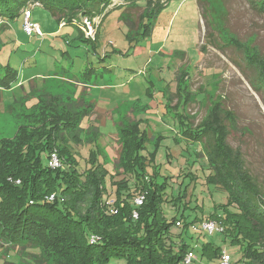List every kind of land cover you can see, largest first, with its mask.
I'll list each match as a JSON object with an SVG mask.
<instances>
[{
	"label": "trees",
	"instance_id": "1",
	"mask_svg": "<svg viewBox=\"0 0 264 264\" xmlns=\"http://www.w3.org/2000/svg\"><path fill=\"white\" fill-rule=\"evenodd\" d=\"M110 1L0 0V15L13 14L27 3L30 8L36 2L60 15L59 20L79 29L84 18L99 16ZM262 1L258 9L263 12ZM123 2L126 12L120 19L127 24L128 37L132 40L140 34H150L152 22L165 4H159L160 0L155 4L153 0ZM199 2L207 27L214 30L218 25L215 9L205 12L206 0ZM137 9L141 12L135 22L129 10ZM136 32L139 34L133 38ZM221 35L219 30L220 40ZM208 36L213 44H218L210 33ZM81 39L92 42L84 36ZM233 42L239 45L235 39ZM256 64L262 78L252 85L259 88L264 81V67L258 61ZM4 70L0 85L8 87L15 75L8 67ZM187 76L188 70L182 71L178 78L175 114L180 120L182 135L200 143L196 155L205 157L209 170L205 185L207 189L213 187L226 194L223 203L215 205L206 217H199L196 210L202 211V208L193 205L191 200L185 202L188 187L196 183V176L190 170L182 173L178 194L168 195L173 177L160 174L155 164L157 147L146 152L148 133L141 129V120L127 115L128 108L116 128L120 152L113 162L112 173L107 168L110 157L97 145L100 132L92 121L88 124L94 105L75 99L73 94L62 100L60 96L42 93L27 110L33 112L38 107L36 115L28 114L32 121L19 126L13 137L0 138V253L2 245L9 244L16 249L23 246L25 253L32 257L44 252L53 255L56 257L53 264H112V261L184 264L185 255L193 251L186 240V235L192 238L188 231L195 232L196 222L211 220L220 223L225 236L239 246L242 261L238 264H264V193L244 168L241 154L227 143L225 122L230 118L229 113L222 115L216 105L197 126L183 113L190 101L184 87ZM139 107L134 108V114L139 112ZM84 118L88 119L86 127H82ZM88 144L90 156L81 168L75 149ZM53 152L61 162L57 169L48 166ZM119 176L122 177L116 179ZM186 181L188 185L183 189ZM139 197L142 203L137 206L134 200ZM163 203L175 210L176 215L166 217ZM186 210L193 211L194 216L185 215ZM173 227L180 228V232L173 233ZM91 238H95L93 243ZM13 247H7L6 251L14 250ZM31 247L37 252L27 251ZM201 252L220 257V247L210 242L201 245ZM17 261L4 262L17 264Z\"/></svg>",
	"mask_w": 264,
	"mask_h": 264
},
{
	"label": "rangeland",
	"instance_id": "2",
	"mask_svg": "<svg viewBox=\"0 0 264 264\" xmlns=\"http://www.w3.org/2000/svg\"><path fill=\"white\" fill-rule=\"evenodd\" d=\"M156 1L153 0L154 4ZM164 2L152 22L150 34H140L134 40L128 37L127 24L120 19L124 12L123 0L113 3L110 1L105 6L100 18L96 20L95 33L88 38L92 42L81 39L85 35L80 33L77 26L64 23L59 20L60 15L36 2L31 3L30 8L27 3L19 11H13V14L0 15V75L4 74L5 68H11L14 72L17 71L19 82L17 89H11V93L10 90H0V114L3 115L6 108L5 101H18L32 87L39 89L47 73H52L55 77L50 82L45 80L42 91L29 93L30 97H26L23 102L19 100L12 113L4 115L5 118L0 122V138L13 137L19 126L32 121L28 114L36 115L38 107L33 112L27 110L31 104H35L36 97L40 94L60 96L62 100L73 94L75 85L65 81L69 77L62 79V74L57 73L61 69H65L70 75L77 74L85 78L88 76L86 69L96 67L90 70L93 71L91 80L96 85L87 88L76 86L75 99L84 96V99H88L87 102L89 99L94 100L96 107L100 108L97 109L98 112L110 109L114 111L112 115L107 113L90 117V121L100 132L97 145L110 157L107 168H113L112 160L120 152L114 125L117 109L124 114L130 106L127 115L131 113L130 116H133L136 106H147L146 112L138 120L148 123L150 137L156 129L162 138L161 146L155 152V164L161 175L173 177L167 194H178L179 184H182L181 175L190 170L196 176V183L188 187L185 202L187 199L191 200L193 205L202 208V211L196 210L199 211L198 216L206 217L214 211L215 205L225 201L226 194L219 193L213 187L207 189L204 182L209 174L207 162L204 156L196 155L201 145L185 138L181 133L180 120L174 109L178 78L182 71L188 70L184 87L190 101L181 109L183 108V113L191 119L194 126L206 119L216 105L222 115L229 113L230 118L225 122L227 143L241 154L244 168L264 193V81L259 88L252 85L262 78L256 62L264 67V11L258 9L263 1L206 0L203 3L205 12L208 9L216 11L214 18H217L218 25H215L214 30L207 27L199 0H160L159 4ZM26 8L30 11L29 22L36 25L40 35L30 36L24 31L23 11ZM140 12L141 9L129 10L135 22ZM219 30L221 40L218 39ZM137 32L133 38L139 34ZM209 33L218 44H213L211 38H206ZM234 39L239 45L233 42ZM107 66L109 70L104 72ZM81 69L84 74L79 72ZM102 75L104 81L101 79ZM117 83L122 84L112 89L109 87ZM171 96L174 97L173 100ZM105 97L106 100L102 99ZM87 120L83 119L82 127H86ZM144 122L141 124L145 125ZM170 136L174 147L166 150V142ZM150 144H147L146 152L154 150ZM90 150L89 144L76 147L81 168L89 159ZM165 153H169V156L166 157ZM119 178L121 176L116 179ZM185 184L188 185V181L184 182L183 189ZM163 210L168 218L176 215V211L167 203H163ZM188 214L190 218L194 216L193 211L186 210L185 215ZM195 225L199 226L200 222ZM171 231L177 234L180 228L173 227ZM188 234L192 238L188 239L186 235V240L195 256L191 264H219L223 254L230 257L231 264L242 261L239 246L232 243L230 237H226L222 231L216 229L212 233H194L189 230ZM205 242L220 247V257L202 254L201 245ZM2 247L4 253H9H0V264H5L4 261L16 263V258L21 259L17 264H53L56 258L46 252L32 257L25 253L23 246L16 249L8 244L7 247L15 249L7 251L5 245ZM27 251L37 252L33 247ZM112 264L123 262L112 261Z\"/></svg>",
	"mask_w": 264,
	"mask_h": 264
},
{
	"label": "crops",
	"instance_id": "3",
	"mask_svg": "<svg viewBox=\"0 0 264 264\" xmlns=\"http://www.w3.org/2000/svg\"><path fill=\"white\" fill-rule=\"evenodd\" d=\"M123 9H124V12H125V7H123ZM93 47H94V45H93ZM93 49V48H92ZM69 58V57H68ZM103 58V57H102ZM100 60H103V59H101L100 58ZM109 66V65H108ZM105 67L104 68V72H106V71H108L109 70V67ZM97 67H100V66H97ZM187 67V66H186ZM93 68H96V67H92V68H90V70L91 69H93ZM9 69H11V68H9ZM187 69H188V67H187ZM12 71H13V74L15 75L14 76V80H13V82L10 84V86H8V87H4V86H1L0 85V90L1 91H4L5 89H6V91H9L10 90V93L12 92L11 91V89H13V88H15L14 90H16L17 89V86L19 85V82H17V76H18V74H17V71H15L14 72V70L13 69H11ZM87 71H85V73H87L88 71H90V70H88V69H86ZM83 70L81 69L79 72H82ZM57 73H61L60 75H61V77H62V79H63V77H65V78H67L68 79V77L70 78V79H72V80H70V79H68V80H65V81H70V82H72L75 86H74V88H73V95H74V98H75V88H76V86H84L85 88H87V87H90V86H92V85H96V84H94V82L91 80V74H93V71H90V72H88L87 73V77H81V76H79V75H77V74H72V75H70L69 73H67V71L65 70V69H61V71L60 72H57ZM83 74H84V72H82ZM4 74H5V70H4ZM4 74L2 75V76H4ZM1 76V75H0ZM1 76V77H2ZM0 77V78H1ZM53 78H55L54 77V75L52 74V73H47V75L45 76V79L43 80V83H42V85H41V87L39 88V89H37L36 87H32V90H30L27 94H23L20 98H19V100H21L22 102L24 101V100H26V97H30V95H28L29 93H34L35 91H38V90H43L44 89V84H46L45 83V80L46 81H49L50 82V80L51 79H53ZM81 79V80H80ZM101 79H102V81H104V76L102 75L101 76ZM106 81V80H105ZM111 83V82H110ZM117 84H119L118 86H116ZM115 86H109V87H111V89H112V87L114 88V87H120L121 86V84L120 83H117ZM105 85V84H104ZM105 88H108V87H105ZM0 91V92H1ZM9 93V92H8ZM28 95V96H27ZM0 96H2V93H0ZM32 97H34L33 95H31ZM84 97V96H83ZM83 97H80L78 100H84V101H86V100H88V99H84ZM88 98V97H87ZM102 99H104V100H106V97L105 98H102ZM18 100V101H19ZM18 101H16V100H13L11 103H8L7 101H5L4 103H5V109H4V111H3V115H1L0 114V122H1V120H3V118H5V116H7V115H9L10 113H12L13 112V108L14 107H17V103H18ZM135 101H138V100H135ZM87 102V101H86ZM89 102L90 103H92L93 105H94V109H93V116L92 117H95L96 115L98 116V115H105V114H107V113H110L111 115H112V113H114V111H111L112 109H110V110H108V111H106V110H102L101 112H98L97 111V109H100V108H97L96 107V105H95V101L94 100H92V99H89ZM106 103V102H105ZM20 104H21V102H20ZM97 104V103H96ZM31 105H33V104H31ZM31 105H28V106H31ZM129 105H131V104H129ZM128 107H130V106H128ZM127 107V108H128ZM115 108V107H114ZM113 108V109H114ZM126 108V109H127ZM140 108V110H139V112H137V113H133V116H130V114L128 115V116H130V117H136V119H138V117L140 116V115H143V113L144 112H146V109H147V106H143V107H139ZM143 109V110H142ZM7 111H8V113H7ZM104 111V112H103ZM106 112V113H105ZM177 112V111H176ZM178 112H180V111H178ZM6 114V115H5ZM5 115V116H4ZM122 113H121V111H118V109H117V120H116V122H114V125H115V129L117 128V124L120 122V120H121V117H122ZM176 115V114H175ZM95 119V118H94ZM142 122H144L143 120H142ZM91 123V121L89 120L88 121V124H90ZM144 123H146L145 125L142 123L141 125H140V127H141V129H144L147 133H148V130H150V129H148V123L145 121ZM91 125V124H90ZM169 129H172V127L171 126H169L168 127ZM155 130V132L154 131H152V136L150 137L149 136V134H148V139H149V144L150 143H152V145L150 144V146H151V149H153V146H156L157 147V149H158V147L159 146H161L160 144H161V141H162V138H161V136H160V134H159V132H158V130H156V129H154ZM155 134V135H154ZM166 143H168V145L167 146H165V148H166V150H170V148H173L174 147V143H172V139H171V136H170V139H169V141L168 142H166ZM169 144H171V145H169ZM146 146H147V144H146ZM166 154V157H168L169 156V153H165ZM117 159V158H116ZM116 159L115 160H112L113 162H115L116 161ZM111 172L112 173H114V171H113V169H111ZM120 177V176H119ZM122 177V176H121ZM195 233V232H194Z\"/></svg>",
	"mask_w": 264,
	"mask_h": 264
},
{
	"label": "built area",
	"instance_id": "4",
	"mask_svg": "<svg viewBox=\"0 0 264 264\" xmlns=\"http://www.w3.org/2000/svg\"><path fill=\"white\" fill-rule=\"evenodd\" d=\"M117 0H111V2H116ZM115 4V3H114ZM24 23H23V29L24 31L31 35H40V31L39 29L36 27V25L31 24L29 22L30 19V11L29 9H25L24 11ZM99 17H94L92 19H87L84 18L82 20V23L79 25V29L82 32L83 35H85L86 38H89L90 36H93V34L95 33L96 28L94 26H96V20L99 19ZM48 166L52 169H57L59 167H61V162L57 156V154L55 152L50 154V158L48 160ZM53 195H51L49 197L50 200L53 199ZM135 205H141L142 203V197L136 198L134 200ZM134 217H136V213L133 214ZM219 230L222 231V226L220 223H217L215 221H211V220H207L202 222L199 226L194 227V231L201 233V232H208V233H212L215 230ZM95 240V238H91V243H93ZM195 259L194 253L193 251L188 252L185 255L184 258V264H191V262ZM219 264H231L230 263V257L227 254H223L221 255Z\"/></svg>",
	"mask_w": 264,
	"mask_h": 264
}]
</instances>
